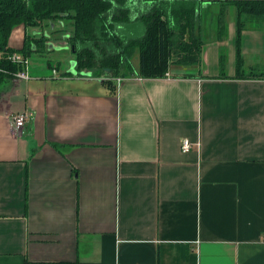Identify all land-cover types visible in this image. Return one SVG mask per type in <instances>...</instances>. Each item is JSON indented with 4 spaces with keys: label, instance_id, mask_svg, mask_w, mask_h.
I'll return each instance as SVG.
<instances>
[{
    "label": "crops",
    "instance_id": "obj_1",
    "mask_svg": "<svg viewBox=\"0 0 264 264\" xmlns=\"http://www.w3.org/2000/svg\"><path fill=\"white\" fill-rule=\"evenodd\" d=\"M197 1L201 35L217 20L195 70L116 78L113 92L68 53L46 76L31 54L29 79L0 84V264H264V21L246 18L243 68L254 75L235 77L236 8ZM59 28L45 25L51 41L33 53L69 48ZM35 33L18 25L8 45Z\"/></svg>",
    "mask_w": 264,
    "mask_h": 264
},
{
    "label": "trees",
    "instance_id": "obj_2",
    "mask_svg": "<svg viewBox=\"0 0 264 264\" xmlns=\"http://www.w3.org/2000/svg\"><path fill=\"white\" fill-rule=\"evenodd\" d=\"M150 1L145 11L134 2ZM236 8L235 77L246 74L241 53V34L247 17L264 21V0H229ZM197 0H0V84L13 78L21 66L8 58L13 52L29 57L33 52H45L50 37L45 25L57 23L60 28L51 33L64 34L75 68L93 77H105L102 83L115 91L117 77L163 78L174 66L200 67L204 41L201 35ZM140 20L142 34L126 37V23ZM65 22V23H64ZM32 27L36 33L25 36L20 49L9 47L8 39L14 27ZM218 29L223 28L220 19ZM63 31V32H62ZM50 34V33H49ZM137 55V65L133 58ZM135 59V58H134ZM224 72L226 58L218 55ZM262 76V75H256ZM24 264H78V262H24Z\"/></svg>",
    "mask_w": 264,
    "mask_h": 264
},
{
    "label": "rangeland",
    "instance_id": "obj_3",
    "mask_svg": "<svg viewBox=\"0 0 264 264\" xmlns=\"http://www.w3.org/2000/svg\"><path fill=\"white\" fill-rule=\"evenodd\" d=\"M150 5H151V2L150 1H147L146 4L143 5L144 6L143 8H145V9H142V11H145L146 9H148L150 7ZM137 6H139V5L137 4ZM138 8H140V7H138ZM215 17L216 16H212V15L207 16L206 17V21L203 24L204 25V29H205V33L204 34L202 33V36H203L202 39L204 41V45L205 46L210 45V43L214 42V39L211 38V32H212V30H215L214 29L215 25L213 24L214 23L213 20L214 19L217 20V18H215ZM249 23L250 22H248L246 24V26ZM254 24H258L259 25L260 23L259 22H256V21H253L249 25H252L253 26ZM131 27H132V29H131ZM65 28L68 29V26H65ZM223 28H224V26H223ZM123 30L125 31L124 34H125L126 37H138V36H140L142 34V31H143V23L140 20L134 21L132 23H126L125 26H124V28H123ZM63 36H64V34H60V33L58 34V37L59 38H64L65 36L64 37ZM218 38H219V40H217V41H220L221 42V44H220L221 46L219 47V53H223L225 55L226 63H227L228 52H227V46H226L227 45V43H226V41H227L226 29H225V31L223 32L222 35H219L218 36ZM234 39H235V37H234ZM58 45L62 46L61 49H64L62 52L61 51L55 52L52 55H50V54L41 55L39 53L38 54L37 53H32V55H31V58H32L31 61H34L37 64L40 63V62H42V64L38 65L39 67L37 65H33L32 66V71L34 73H37L38 72L37 74H39V75L40 74H43V76L44 75L45 76L46 75H51V69L48 68V67H46V65H45L48 61L52 62V64H53L54 63L53 62V59H55L57 57V58H60V60H62V58L64 57V55H65V59H66V58H68V56L66 57V53L69 54V58H72V55L70 53V48H65V44H62V45L61 44H58ZM44 54H46V53H44ZM134 58H136V59H134ZM134 58H133V61L132 62H133V64H137V61H138L137 55L134 56ZM60 62H61L62 65L64 64L62 61H60ZM249 63L251 65L253 64L251 62V59H250V62ZM183 68H185L187 70H191V69L195 70L196 69V67H194V66H188V67H183ZM244 68H245V71L247 72L248 71V67L244 66ZM259 70H263L264 71V63H263V66ZM56 73H57L56 70L53 69V75H55ZM87 73H85V74H87ZM29 74H30V72H29ZM100 79L101 80L102 79H105V77H100ZM113 81H115V80H113Z\"/></svg>",
    "mask_w": 264,
    "mask_h": 264
},
{
    "label": "built area",
    "instance_id": "obj_4",
    "mask_svg": "<svg viewBox=\"0 0 264 264\" xmlns=\"http://www.w3.org/2000/svg\"><path fill=\"white\" fill-rule=\"evenodd\" d=\"M8 58L10 59V61L15 62L21 66V68L18 71H16L14 74V78L16 80H22V79L27 80L30 78V74H29L30 59L29 57L25 56L21 52H13L11 55L8 56ZM122 79L123 78L121 77H117L116 81L119 82ZM29 116H31V113L28 110L20 111L13 116L12 122H13V126L16 131H19L23 128L25 121ZM180 147L182 151H188L191 148V144L187 139H182ZM262 240L264 241V235L262 237Z\"/></svg>",
    "mask_w": 264,
    "mask_h": 264
},
{
    "label": "water",
    "instance_id": "obj_5",
    "mask_svg": "<svg viewBox=\"0 0 264 264\" xmlns=\"http://www.w3.org/2000/svg\"><path fill=\"white\" fill-rule=\"evenodd\" d=\"M196 13H198V11ZM50 47H52V46H50ZM73 66H75V61H73ZM90 74H91L90 72L87 73V75H90Z\"/></svg>",
    "mask_w": 264,
    "mask_h": 264
}]
</instances>
